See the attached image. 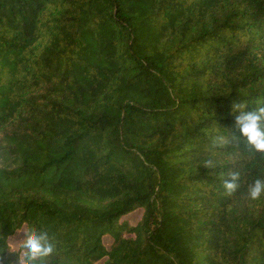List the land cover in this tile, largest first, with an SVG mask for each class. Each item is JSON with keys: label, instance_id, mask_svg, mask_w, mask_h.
I'll list each match as a JSON object with an SVG mask.
<instances>
[{"label": "trees", "instance_id": "16d2710c", "mask_svg": "<svg viewBox=\"0 0 264 264\" xmlns=\"http://www.w3.org/2000/svg\"><path fill=\"white\" fill-rule=\"evenodd\" d=\"M239 102L264 103V0H0V235L46 232L47 264H264Z\"/></svg>", "mask_w": 264, "mask_h": 264}, {"label": "clouds", "instance_id": "9594fccd", "mask_svg": "<svg viewBox=\"0 0 264 264\" xmlns=\"http://www.w3.org/2000/svg\"><path fill=\"white\" fill-rule=\"evenodd\" d=\"M232 115L235 125L239 129L240 139L250 146L253 151L264 154V103L248 110L242 102L232 105ZM227 133L221 139H226ZM238 177L233 176L231 181L223 185L226 194L235 192ZM264 196V178H256L247 186V198L258 201ZM12 232L19 235V240L8 235H0V253L7 252L16 257V264H47V258L55 252L54 244L46 232H37L27 225V221L16 222L11 220ZM2 264V262H0Z\"/></svg>", "mask_w": 264, "mask_h": 264}, {"label": "rangeland", "instance_id": "374dc122", "mask_svg": "<svg viewBox=\"0 0 264 264\" xmlns=\"http://www.w3.org/2000/svg\"><path fill=\"white\" fill-rule=\"evenodd\" d=\"M139 217V211H134L131 214V220L134 221ZM13 239L19 240L21 237L19 235L14 234L13 236H11Z\"/></svg>", "mask_w": 264, "mask_h": 264}]
</instances>
